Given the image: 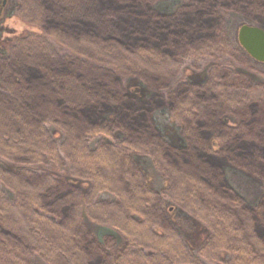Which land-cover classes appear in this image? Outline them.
Wrapping results in <instances>:
<instances>
[{"label": "trees", "instance_id": "1", "mask_svg": "<svg viewBox=\"0 0 264 264\" xmlns=\"http://www.w3.org/2000/svg\"><path fill=\"white\" fill-rule=\"evenodd\" d=\"M216 1L9 0L19 26L0 51V264H264V232L253 229L264 230V70L259 82L237 73L259 64L228 25L229 15L250 14L264 27V0ZM160 44L177 54L164 56ZM206 64L204 81L186 78L184 69ZM97 77L108 80L88 86ZM130 80L151 93L133 100ZM163 108L183 146L161 135ZM134 154L161 174L160 191ZM221 158L261 186L255 203L225 183ZM82 213L121 245L98 241ZM181 214L206 230L197 249Z\"/></svg>", "mask_w": 264, "mask_h": 264}, {"label": "rangeland", "instance_id": "2", "mask_svg": "<svg viewBox=\"0 0 264 264\" xmlns=\"http://www.w3.org/2000/svg\"><path fill=\"white\" fill-rule=\"evenodd\" d=\"M217 4L222 5L221 3H218V2H217ZM159 5H161V8L166 10V12L169 11L172 8L171 4L170 3H166V2H161V3H159ZM183 5H184V10L186 9L185 5H189V6H193L194 7V5L190 4V3H186V4L176 3L177 7H182ZM222 6H224V5H222ZM13 8H14L13 2H12V4H10L9 0H0V15L3 16L2 24L0 26V51L4 48V45L9 42V39H7V37H8V35L11 34V31L19 26L18 23L12 22L10 20V18H9L10 17L9 13H10V11L13 10ZM204 10L210 11L209 9H206V8ZM212 13H214V12H212ZM229 18H231V19L233 18V20L229 21V23H228V25H230L229 30H230V35H231V37L233 39V43H235V45L238 44L237 47L238 46L240 47V48L238 47L239 52L242 53L245 58L248 57L253 62L259 64V65H255L256 70L253 71V72L249 71L245 66H238L236 71H237V73L238 72H242V73L250 76L255 82H259L260 80L258 78L257 72L259 71L258 73H260V72H262L264 70V65H263L264 63H261V62H258L256 60L252 59L246 53V51L241 47V45L238 42L237 34H238V29H239V27L242 24H247V25H251V26H257V27H259V28H261L263 30H264V27H262L258 23H256L254 21L256 19H253L250 14L246 18H243L242 16H239L238 14H236V15L231 14V15H229ZM235 20L238 21L239 23L236 22ZM5 21H6V24L4 23ZM203 21L204 20H202V22ZM57 26H61V28L57 29V31L61 32L62 34L67 33V28H66L65 25H62V23H59ZM205 32L206 33H204V34H208V35H213L214 34L213 31H209V32L205 31ZM160 46H162L161 47L162 49H160V53L163 54L166 57H169V55H171L173 53H174V55L177 54V52H173V48L169 49L168 46H164L163 44H160ZM230 53H232L231 54L232 56H230V57H232V61H234V58H233V56H235L234 50H230ZM96 64H97L98 67H100V65H99L100 63L96 62ZM207 65H210V64H206V65L203 66V68L201 70H198V71L194 70V72H193L192 69L186 68V69H184V74H186V78L188 80H190L192 82H195V83H201L206 78V69L208 68ZM102 67H104V65H102ZM60 73H61V69L59 68L58 69V74H60ZM23 77L26 78V80H28V82L29 81L33 82L30 79V75H25ZM98 79H99V77L91 79V81L88 80L87 81L88 86H91L92 84L94 85L96 82H100L101 83L102 81L104 82V80H108L107 78H105V79H103L101 81H96ZM47 80L48 79H45L43 82L48 84V89L50 91H58V90H60V88H58L57 85H52ZM93 81H95V83H92ZM64 86H66L65 83L62 85V87H64ZM125 86L129 89L128 91H130V96L135 101L136 100L138 101L140 98H146L151 93L150 90H148L146 88H143V86L137 80H130V81L125 83ZM105 94H107V92ZM38 105L42 106L43 104H38ZM42 108H43V112L50 111L49 108H47L45 106H42ZM160 114L161 115L159 116V119H158V121H156V123H157V127L160 129L161 135H164L165 137L168 138L167 140L170 143V145H173V146H175L177 148H178V146H183L184 143L181 140V138H182L181 131H180L179 127H177L170 120L168 109L167 108H163L160 111ZM83 115H84V117H82V118L84 120H85V118H86V120H89V121L92 120L91 116H89L87 114H84V113H83ZM78 116L79 115L76 114V117H78ZM222 119L227 122V118L226 117H225V119L224 118H222ZM228 121H229V123L233 124V119L232 118H230V119L228 118ZM75 124L77 126H79V127H82V124L79 121L75 122ZM74 130L76 131V128ZM243 149H245V148L242 146L240 148V150L243 152L244 151ZM132 160H133L134 164L141 170V172H142V174L144 176V180H145L146 184H148L149 187H152L155 190L160 191L163 188V185L160 184L161 182H163L162 176H161V174H159V172L157 170H155V168H152L153 164H152L151 160L147 156L139 155V154H134L132 156ZM221 160L222 161H220V163L221 162L224 163L222 167L226 168L225 171L222 170L225 173V175H226V182L225 183L230 185L231 187H233L234 191L240 193V195L243 198H246L250 202L255 203L256 200L258 199V197L261 195V186L259 184H252L251 183V178L247 175V172L236 170V169H234L232 167V165L230 163L227 164V162L224 161L222 158H221ZM251 160L256 162L255 157H253V156L251 157ZM244 163H247V160L244 161ZM197 170L200 171L199 168ZM57 175L61 179H64L66 181L72 182V184H74V185L79 183V181H75V180L71 179L70 177H68V176H66L64 174H57ZM204 176L205 175H201L200 177H204ZM204 181H206V183H208L207 180L204 179ZM78 186H80V183L78 184ZM210 187H212L213 190H217L216 189V185H214V184H211ZM218 193H219V191H218ZM222 193H223V191H222ZM132 197H133V194L130 195V198H132ZM51 199L55 200L56 197H51ZM201 202H203V201H201ZM82 218H83L84 224L86 225V228L89 230V232L98 241L104 242L106 237L114 236V238L116 239V245L117 246L121 245L122 238L120 237V235L116 234V232L114 230L106 228L104 226H101V225L89 220L86 217V215L83 214V213H82ZM176 218H177V221L179 223V229H180V231H181V233H182V235L184 237V240L187 242V244L191 248L197 249L205 241L206 236H207L206 235L207 233H206V230L204 229V227L201 226V224H199L196 220L191 219L189 217H185L182 214L176 216ZM174 222H176V220ZM253 229L264 232V230H262L263 229L262 226H258L257 225V227L256 228L254 227Z\"/></svg>", "mask_w": 264, "mask_h": 264}, {"label": "water", "instance_id": "3", "mask_svg": "<svg viewBox=\"0 0 264 264\" xmlns=\"http://www.w3.org/2000/svg\"><path fill=\"white\" fill-rule=\"evenodd\" d=\"M238 42L254 60L264 63V30L247 24L238 29Z\"/></svg>", "mask_w": 264, "mask_h": 264}, {"label": "flooded vegetation", "instance_id": "4", "mask_svg": "<svg viewBox=\"0 0 264 264\" xmlns=\"http://www.w3.org/2000/svg\"><path fill=\"white\" fill-rule=\"evenodd\" d=\"M1 16V15H0Z\"/></svg>", "mask_w": 264, "mask_h": 264}]
</instances>
